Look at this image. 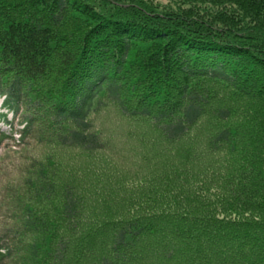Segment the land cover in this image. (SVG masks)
Listing matches in <instances>:
<instances>
[{"label":"trees","instance_id":"trees-1","mask_svg":"<svg viewBox=\"0 0 264 264\" xmlns=\"http://www.w3.org/2000/svg\"><path fill=\"white\" fill-rule=\"evenodd\" d=\"M0 96L24 125L0 132V264H264V0H0ZM109 108L160 176L108 150ZM33 148L88 164L59 178ZM206 155L219 184L187 178Z\"/></svg>","mask_w":264,"mask_h":264},{"label":"rangeland","instance_id":"rangeland-1","mask_svg":"<svg viewBox=\"0 0 264 264\" xmlns=\"http://www.w3.org/2000/svg\"><path fill=\"white\" fill-rule=\"evenodd\" d=\"M248 96V95H247ZM243 97V96H242ZM244 99H240L241 102H235V106L238 107L240 106L239 104H241L242 102L244 104H246V107L249 108V105L255 108V105L252 101L253 98H251L250 96H248L247 98L243 97ZM1 96H0V113H5V115L2 117L0 116V132H2L5 135H9L12 142L13 143H18V133H20L19 131H21L24 127L23 124L19 123V124H12L13 121V113L11 112H6L5 109H3L1 107ZM216 107V105L214 103L208 104L207 108V112L209 113L210 110L214 109ZM95 119H94V123L97 124V126L102 127L104 126L105 129V134H106V138L108 139V150H110L112 153L116 154V155H122L124 157H128L129 160H137L139 157H141L142 152L143 153H149L151 156H153L151 159L145 160L142 162L141 167L144 170V175L149 172L150 174H147L148 176L150 175H155L156 176H160L159 174H162L161 170H158L156 172V169H159L160 166H164L165 163H170V159L168 157L167 154H164V152H162V150L159 148V146H153L150 149L148 148H144L143 146L140 145H134L131 143V137L132 135L129 134V136L125 135V136H120L117 132H114V129H116V127H124L121 126L122 125V120L119 118L118 113L113 109V108H109L106 111L103 112H97L95 113ZM248 113H246L247 115ZM260 114V113H259ZM254 122V121H253ZM210 126L209 130H204V133L201 137V142H203L200 146H202V149L207 148L208 146H210L209 144L212 143L211 140L213 139V134L217 133L218 131H220L223 128V124L220 122H216L214 120V122H211V124H208ZM207 125V126H208ZM226 125V124H225ZM14 127V129H13ZM125 127H129L128 124L125 125ZM254 125L249 124V121L247 124L244 125L245 130L241 129L243 131L244 136L246 137V134L248 137H250V139L252 141H256L257 140V135H255V131H253ZM11 132H15L17 133V136H12ZM208 132V133H207ZM235 137V135L233 136ZM217 144V143H216ZM34 149V148H33ZM63 150V149H62ZM159 150V152H158ZM198 150H200L198 148ZM33 151V160L36 163H41L42 162V156H44L45 158H47L48 163L51 164L52 166L55 165H59L60 169L59 172L57 174V176L63 177L65 174L64 172L66 171V169H68L71 166H75V165H81L82 163L84 164H88L87 161V155L85 153H83L82 150L78 149V148H70L67 149L66 153H63L62 151L58 152V156H56L57 152H49L46 150H42L41 148H35ZM3 155H5V151L2 152ZM6 153H9L8 151ZM220 151L219 149L217 150V153L219 155ZM24 155L25 151H20L18 152V155ZM215 154V152H214ZM1 157V156H0ZM157 157V158H156ZM213 156H204L201 157L199 160H193V162L195 164H188L187 165V161H183V167L186 168V170H188L189 172V176L187 178H189L190 180H201L202 176L198 177L197 175L201 172V174L204 177V181L208 182V180L210 182L216 181V184H219V178L222 176V174L226 171V169L229 171L230 169L228 168H224V170L222 172L219 173V171L215 172V173H207V170H210V166H212L213 164H215L214 160L217 158H212ZM163 159V160H162ZM169 161V162H168ZM168 165V164H167ZM160 179V177L157 178ZM156 181V180H154ZM197 181H193L192 183L195 184ZM228 185V183L223 182L222 186L218 187L220 188L219 191H223L225 192V190H227L228 188L226 187ZM258 187V184H256ZM189 187L194 190V191H199V189L193 185L189 184ZM233 194V192H232ZM200 196H202L201 194H198ZM254 195H258V192H255ZM232 195H226L224 198L225 199H229ZM234 196V195H233ZM232 196V198H233ZM255 197V196H254ZM252 197V198H254ZM228 200V201H229ZM218 202L215 203V206H217ZM207 203L204 199L202 198H195L194 200H192V206L194 208L193 213L198 215L199 213L203 212V214L206 212V210H208V208H215L213 206L207 205ZM206 207V208H205ZM205 210H202L204 209ZM199 216H203V215H199Z\"/></svg>","mask_w":264,"mask_h":264},{"label":"built area","instance_id":"built-area-1","mask_svg":"<svg viewBox=\"0 0 264 264\" xmlns=\"http://www.w3.org/2000/svg\"><path fill=\"white\" fill-rule=\"evenodd\" d=\"M13 136H17L16 134H13Z\"/></svg>","mask_w":264,"mask_h":264}]
</instances>
